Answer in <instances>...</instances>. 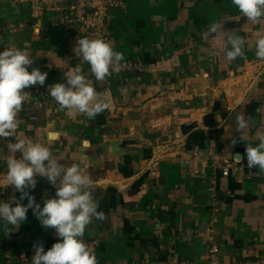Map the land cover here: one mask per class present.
Masks as SVG:
<instances>
[{"label": "crops", "instance_id": "crops-1", "mask_svg": "<svg viewBox=\"0 0 264 264\" xmlns=\"http://www.w3.org/2000/svg\"><path fill=\"white\" fill-rule=\"evenodd\" d=\"M74 1L0 0V51L27 50L28 70L48 74L44 86L25 89L31 100L18 114L17 137L49 146L61 164L78 165L94 181L106 218L86 229L89 250L100 264H208L214 245L223 261L264 256V172L248 168L246 157L241 164L232 158L246 142L231 146L237 115L256 118L245 130L248 142L264 134V115L255 112L264 104V60L255 56L264 20H247L231 0H114L104 35L125 61L141 66L102 82L91 78L113 107L89 121L61 111L48 95V85L64 82L76 65L89 68L74 52L86 33L76 23L64 27ZM211 23L244 37V57L227 61L230 46L220 33L201 39ZM15 142L0 138L4 202L20 196L5 181ZM36 179L30 195L43 207L56 189ZM8 228L6 235L0 222V264H32L35 243L47 251L59 239L31 209Z\"/></svg>", "mask_w": 264, "mask_h": 264}, {"label": "clouds", "instance_id": "clouds-1", "mask_svg": "<svg viewBox=\"0 0 264 264\" xmlns=\"http://www.w3.org/2000/svg\"><path fill=\"white\" fill-rule=\"evenodd\" d=\"M231 3L247 20H264V0H231ZM218 33L230 46L225 54L227 61L244 57V37L235 30H224L221 23L208 24L201 33V39L208 40ZM74 52L89 66L88 71L76 65L64 75V82L48 85V95L61 111L80 113L92 121L110 110L113 100L110 93L97 92L91 78L102 82L113 74H119L125 56L99 37L78 38ZM255 56L264 60V35L255 42ZM32 64L33 59L27 50L5 47L0 51V138H16L15 143L8 144L12 154L7 157L5 181L7 186L20 193L19 199L13 195L8 202L0 201L2 230L7 235L11 232L8 225L18 228L27 220V213L31 209L40 225L53 229L59 238L47 251L42 242L35 243L32 264H100L84 240L86 229L93 220L103 221L106 218L103 211H98L99 202L93 194L94 181L78 165L61 164L49 146L27 137H17V117L29 97L25 89L37 84L44 86L48 75L35 67L29 71ZM255 112L257 116L264 115V104ZM255 124L256 118L253 116L235 117L234 131L237 135L233 137L231 146L235 147L241 142H246V146L243 154L235 153L232 158L241 164L246 157L248 168H258L264 172V134L257 137L255 145L248 142L244 134ZM17 152L20 158H16ZM36 177L46 178L56 189L55 197L45 199L43 207L30 195V190L36 187ZM25 198L27 204L22 203Z\"/></svg>", "mask_w": 264, "mask_h": 264}, {"label": "built area", "instance_id": "built-area-1", "mask_svg": "<svg viewBox=\"0 0 264 264\" xmlns=\"http://www.w3.org/2000/svg\"><path fill=\"white\" fill-rule=\"evenodd\" d=\"M114 0H75L69 7V11L64 13V27L68 29L71 23L78 24L86 33L88 38H103L107 42V37L104 35L103 28L109 16V9L115 6ZM58 26V23H57ZM62 25H59L61 27ZM121 71L134 70L141 66L139 63L130 61L122 62ZM31 100V92H29L28 100ZM231 169L230 165L223 168V174L228 175ZM220 249L214 245L209 249L208 264H264V256H260L255 260H229L223 261L219 257ZM7 257L10 254L6 255ZM177 264V263H176ZM178 264H192L181 262Z\"/></svg>", "mask_w": 264, "mask_h": 264}]
</instances>
